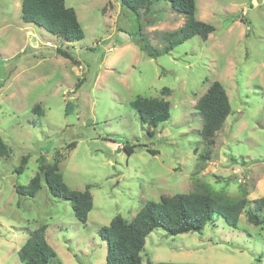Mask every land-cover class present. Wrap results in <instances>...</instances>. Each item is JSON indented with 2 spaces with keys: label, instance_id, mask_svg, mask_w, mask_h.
<instances>
[{
  "label": "rangeland",
  "instance_id": "rangeland-1",
  "mask_svg": "<svg viewBox=\"0 0 264 264\" xmlns=\"http://www.w3.org/2000/svg\"><path fill=\"white\" fill-rule=\"evenodd\" d=\"M22 1L0 0V138L9 149L0 159V264H26L19 250L40 226L59 264H106L103 226L201 184L252 204L264 197V0H196L197 18L215 31L158 56L142 52L132 36L162 50L163 34L185 23L170 2L137 15L118 0H66L85 30L83 39L68 42L25 22ZM215 80L226 88L232 112L211 158L201 162L203 117L195 105ZM138 96L171 102L170 118L153 134L131 106ZM58 150L66 154L65 182L79 190L91 185L87 222L44 180L33 197L16 191L40 171L42 155L51 162ZM141 256L144 264H264V224L245 211L236 227L217 217L201 232L158 228Z\"/></svg>",
  "mask_w": 264,
  "mask_h": 264
},
{
  "label": "trees",
  "instance_id": "trees-1",
  "mask_svg": "<svg viewBox=\"0 0 264 264\" xmlns=\"http://www.w3.org/2000/svg\"><path fill=\"white\" fill-rule=\"evenodd\" d=\"M118 1L123 9L131 10L137 15H140L141 10H150L157 2H170L173 9L185 16L183 26L163 34L165 45L162 50H151V45L145 38L132 36L135 41L137 40L140 50L146 51L149 56L169 53L176 45L196 35L206 40L209 34L216 29L212 23L197 18L196 0ZM22 18L25 22L36 23L68 42L85 37V30L76 9L67 6L66 0H23ZM244 21L249 29L248 18L244 17ZM57 50L64 57L73 58L69 51L61 47ZM78 86L79 84L76 89ZM165 90L167 91L168 88ZM131 106L138 111L141 120L149 126L150 134H153L158 125L171 116V102L164 97L138 96L131 102ZM195 108L203 117L200 131L203 150L199 153V160L206 162L211 158L218 131L223 128L232 112L230 97L224 85L219 80L213 81L207 91L197 100ZM75 146L76 144L71 145L72 148ZM134 147V145L124 146L128 154L134 152ZM8 155L7 144L0 138V159ZM65 158L66 154L60 150L56 151L51 162H47L45 155H42L40 171L28 184H18L16 191L20 195L33 197L41 190L44 180L53 196L69 201L77 219L87 222L89 213L94 207L91 185L84 190H79L71 188L65 182L61 171V163ZM27 160V156H23L21 164L16 169L17 172H23ZM263 210L264 197L255 199L252 204L246 197H233L207 184H201L189 192L162 195L159 201H147L131 220L118 215L112 219L110 225H105L100 229L101 238L107 242L106 264H144L141 252L145 248L147 236L158 228L166 230L170 235L191 231L201 232L209 222L217 217H222L228 225L236 227L245 211L251 222L264 224ZM19 257L26 264H59L58 253L47 241L45 226L31 231L19 250Z\"/></svg>",
  "mask_w": 264,
  "mask_h": 264
},
{
  "label": "water",
  "instance_id": "water-1",
  "mask_svg": "<svg viewBox=\"0 0 264 264\" xmlns=\"http://www.w3.org/2000/svg\"><path fill=\"white\" fill-rule=\"evenodd\" d=\"M35 43H36V41H35Z\"/></svg>",
  "mask_w": 264,
  "mask_h": 264
}]
</instances>
